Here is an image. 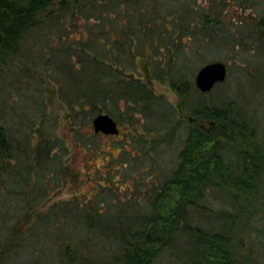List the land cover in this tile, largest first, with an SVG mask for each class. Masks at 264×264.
I'll list each match as a JSON object with an SVG mask.
<instances>
[{"label": "trees", "instance_id": "1", "mask_svg": "<svg viewBox=\"0 0 264 264\" xmlns=\"http://www.w3.org/2000/svg\"><path fill=\"white\" fill-rule=\"evenodd\" d=\"M229 3L236 2L0 0V91L6 82L1 75L12 65L21 62L28 73L34 71L31 63L40 64L45 72L40 76L53 84V93L45 97L64 106L62 117L74 150L81 145L86 154L104 155L106 180L152 166V179L142 173L140 187L126 197L117 195L109 180H98L93 191L97 200L65 205V227L56 226L58 232L52 233L58 237L64 231L53 264H152L167 248L178 252L181 264H263L264 253L254 243L264 233V125L239 103L240 95L227 90L216 97L206 95L225 79L201 90L193 77L199 67L193 60L201 48L234 45L242 50L247 48L244 39L252 37L257 43L252 48L264 57V0L259 14L234 22L222 16ZM232 23L239 25L237 31L230 28ZM52 38L60 42L61 51L51 46ZM247 70L255 74L253 68ZM154 81L168 83L177 101L157 92ZM4 111L0 104V189L23 186L13 191L24 201V210L34 211L36 197L46 194L40 182L46 169L58 183L77 176L63 159L70 144L52 130L50 114L37 112L24 122L26 132L17 135L3 119ZM100 111L138 125V134L130 131V138L103 148L99 139L104 132L92 126ZM86 127L90 129L85 133ZM172 143V161L151 164ZM31 175L36 176L33 183ZM210 188L224 205L203 202ZM104 197L109 201L102 203ZM3 205L0 194V212ZM194 209L202 212L197 215ZM204 211L214 215L206 226L201 223ZM29 214L20 213L8 234L3 231L0 259L41 216L30 220ZM74 224L78 227L70 231ZM78 232L84 236L73 242ZM30 262L26 264H41Z\"/></svg>", "mask_w": 264, "mask_h": 264}, {"label": "rangeland", "instance_id": "2", "mask_svg": "<svg viewBox=\"0 0 264 264\" xmlns=\"http://www.w3.org/2000/svg\"><path fill=\"white\" fill-rule=\"evenodd\" d=\"M197 1L201 3L206 0ZM235 2L236 3L225 5L224 14L222 15L224 19L231 20L234 18V22L239 21V19L242 18L250 17L251 13L259 14V9L261 8L260 5L262 6L263 0H247L242 2L235 0ZM237 26L239 25H233L232 23L230 28L237 31ZM75 34L77 33L75 32ZM244 42L247 44V48H242V50L239 49L240 46L234 45L230 49L223 47L218 50L212 49L209 51H204V49L201 48L199 50L201 54H199L193 62L198 67L204 62L203 59H205V61L224 59L223 61L227 65V76L225 81L220 83L219 86H215L211 93L206 95L208 97H216L219 95L218 93L223 90L229 91L228 93H234L236 96L240 95L241 97L238 98L239 103L255 112L259 122L264 125V57H260L258 51L256 52L255 48H252V46L257 45V43L255 44L256 39L248 37L244 39ZM50 43L52 44L51 46H55L58 51H61L58 47V45H60L58 40L52 38ZM73 59L74 56H72L71 60ZM37 62H40L39 59H37ZM20 65H22L21 62L17 65H12L10 70L1 75V77L6 78L4 88L0 91V104L5 110L3 112L4 118H2L6 120V124L10 126V130L16 128L14 134L18 135L20 132H26L24 122L30 121L31 117H34L37 112L40 113L41 111L42 113L45 112L50 114L49 116L52 118V122H54L53 124L55 125L54 128L52 125L51 129L53 128L52 130L55 131L58 136L65 138L68 144H70L68 157L64 156L63 159L71 165L72 170L75 169L77 171V176L75 178H72L71 176L67 177L65 181L58 183L53 176L49 175V170L46 169V174L44 175L45 180L42 181L40 179L42 185L46 186V194L42 193L41 196L36 197L35 203L33 204V207L36 208L34 211L24 210V201L19 197V193L13 191L22 189L23 186L8 184V186L3 185V187H1L0 194L1 197L4 198V205L2 206L3 210L0 212V232H2L0 234V248L2 246V241L4 244L6 242L4 241L6 236L4 232L8 234L11 229V224L16 222L20 213L21 215L24 213H30V220L31 217L37 213L41 216L40 218L35 219L29 225L27 230L20 235L18 244H15L16 247L14 246L13 250L9 251L3 259H0V264H26L30 261H40L39 263L41 264H53L54 259L58 258L59 249L64 242L63 237L61 236L64 235V231L62 230L58 237L52 235V233L58 232L54 227H58L61 223H65L67 220L65 214L66 209H63L65 205H67V207H73L74 205L82 206L87 202L92 203L93 200H97L99 196H95L93 191L98 184V180L102 182L109 180V184L116 188L114 189L116 194L126 197L132 188L136 190L140 187L141 183L137 184V178L142 173L149 176L148 180L152 179L153 176L149 175V169L152 168V166L150 165L135 169L126 177L115 173L111 177L112 180H110V178H107L106 180V177L102 176V173L106 172L104 155L95 152L86 154V151L82 149L81 145H78L77 149L75 148L76 150H74L75 144L73 142L71 131L66 123L67 121L62 117V115H64V106L61 102L57 101V99L54 100V97L51 102H49L50 100L47 101L45 97L49 96L50 93H53V84L46 79H42L40 76L45 74V72L40 69L41 65L39 64V67L36 63H31L29 65L30 69H34V71H28V73L25 72ZM249 67L253 68L254 75H251L250 72H248L247 69ZM49 72L55 73V70L52 69L51 71L49 70ZM136 72L138 73V71H135V73ZM154 88L157 92L163 93L164 96L169 98L172 102L177 101L176 94L168 83L154 81ZM55 96H58L57 93H55ZM55 114H58L59 116L56 117ZM112 116L117 120L119 131L114 134H101L99 141L103 142V148L105 149H110L111 144L118 140H124L125 136L126 138H130V131L133 135L138 134L136 131V127H139L138 125L135 126L134 123L132 124L133 126L127 124L124 117L121 118V120H118L115 115ZM21 123L23 125H21ZM87 129L90 128L86 127L83 129L85 133ZM175 146L176 144L173 143L166 146L163 153L159 151V161L152 159V162H149L158 166H160L162 162L164 164L169 163V160L172 161L171 156L174 154ZM53 148L57 149L56 145H54ZM114 151L119 153L120 149L114 148ZM157 162H159V164ZM34 176L35 175H31L29 179L32 183L36 177ZM146 184L143 185V187H147L148 184ZM26 188L28 187H24V189ZM104 195L106 196L107 194ZM140 195H145V193ZM105 199L109 201V198L104 197L102 203H106ZM203 202H207L211 206H218L219 204L224 205L222 198L219 197V194L217 195V192L212 188L206 192V198ZM74 210L75 209L72 211L73 217H76L77 212ZM200 212H202L201 209H194V213L197 215L200 214ZM204 212H206V217L201 219V223L206 226L214 219V215H211L208 211ZM72 219L69 221L70 224H73ZM45 223L48 225H45ZM64 225L65 224H62L61 227ZM74 227L76 228L78 225H71L68 229L71 231ZM80 233L81 232H78L73 235V242L77 239L81 240V238H83L84 234L81 233L83 234L81 235ZM254 244L258 250H261V252L264 253V233L261 235V239L255 241ZM262 258L264 264V257ZM152 264H181V259L175 249L171 250L167 248L155 258Z\"/></svg>", "mask_w": 264, "mask_h": 264}, {"label": "water", "instance_id": "3", "mask_svg": "<svg viewBox=\"0 0 264 264\" xmlns=\"http://www.w3.org/2000/svg\"><path fill=\"white\" fill-rule=\"evenodd\" d=\"M227 75V65L221 59H213L203 63L195 72L194 82L201 90L210 89L216 82L222 81ZM92 126L95 131L117 133V120L108 112L100 111L92 117Z\"/></svg>", "mask_w": 264, "mask_h": 264}]
</instances>
